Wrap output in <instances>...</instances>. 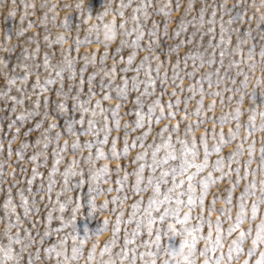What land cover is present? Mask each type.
<instances>
[{"label":"snow or ice","instance_id":"obj_1","mask_svg":"<svg viewBox=\"0 0 264 264\" xmlns=\"http://www.w3.org/2000/svg\"><path fill=\"white\" fill-rule=\"evenodd\" d=\"M128 4L121 3L117 11L121 16V22L119 24L121 35L126 39H121L120 47L115 50L116 55L121 54V49L125 46L134 49L136 51L143 47L146 55L142 58L139 65L134 69L131 68V64L134 59L135 51L127 56V64L123 68L117 67V61L115 56L112 57V64L108 66L105 61L108 59V52L105 47V52L97 57L95 52L86 54L80 57L70 56L71 47L66 50H62L61 55L63 60L61 63L52 64L50 63V53H45L43 59V66L45 69L51 68L54 76L48 74V78L41 80L39 76L40 64L36 62V56L39 52V41L35 37H28L25 41L26 44H36L35 48L22 47V57L19 63L13 66L10 71L13 74V78L8 79V84L13 85L16 80L21 81V85L18 91L21 92L22 96L10 95L9 91L0 93L4 101V112L7 115H0V127L6 126L7 131H0V149L4 148L3 141L8 140L7 154L4 160L0 161V185L5 180V165H7L15 154L17 163L19 164V171L21 174L27 172L23 163H31L32 169L31 178L25 176L27 182V189H16V194L19 195L24 208V216L28 217L39 211L38 204L40 201V193L48 192L51 195L54 181L53 174L58 172L57 165L62 160V153L69 149L68 141L65 140L64 144H60L61 135L70 136L73 138V142L70 146L71 151L75 153L77 150L88 149L89 153L87 157H83L82 161L73 159L71 163L65 167L64 171L60 173L63 176V188L62 191L71 190L73 187V178L78 181L79 184L87 183L89 186V193L92 199H89L90 211L96 208L94 199L99 195H106L108 192L115 190L116 196L111 199H105L100 205V210H108V206L111 204L112 213L114 214V223L111 227V239L104 243L101 253L107 251L116 256L121 264H264V182H257V172L261 171V167L264 166V140L261 142L259 150V163L257 169L249 167L251 164L254 149V141L247 146L248 160L242 162L240 157L244 152V142L248 139V136L253 135L256 131L255 117L249 116L247 122H242L240 119V109L237 107L234 111L224 112L220 116L208 117L205 113L211 111L215 106V100L209 103L207 106L203 105V98L205 95H211L213 97L221 96V104L224 103L222 93L213 91L205 92V89L201 86L198 88L200 100L198 101L197 109L194 113L196 119L189 121L188 126L185 128V138L180 139L177 136V141L181 145L179 156H177L176 150L170 143L172 133L178 131L177 126L173 125L169 128L168 124H165L163 128L159 130L160 134L169 132L167 140H163L162 145H157L151 156V163L147 162L146 152L138 153L132 164L136 165L132 173H129L126 169L123 170V176L119 173L122 169L117 166L116 173L117 179L115 189L109 187L103 188L104 183H110V169L108 164H101L97 166L98 160L107 159H119L121 157L127 158V154L130 149H135L137 144L140 147H145V138L149 135L152 129L153 123L159 124L161 121L171 119L176 115L175 108L181 103L179 97L173 103L171 100L164 105L161 103L160 96L165 93L161 91L158 96L151 103L147 104L145 110L146 97L155 94L157 82L161 89H166L169 77L167 71L161 74L159 69L161 64L165 61L159 59V52H156V46L160 44L161 30L160 25H163V35L167 36L168 29V18L170 17L171 11L174 8H169L168 5L158 7L154 12H150L152 8L151 0H144V2L137 5L134 9V15L131 17L133 26L131 29L127 27V20L124 19L123 9L128 7ZM178 6V5H176ZM26 7H33L32 5H26ZM65 8L70 7L65 4ZM41 8L46 9L43 16L40 17L39 23L35 21H29L28 27L40 28L44 27L47 31V25L50 22L48 17V6L41 4ZM156 13H163L164 19L160 22L153 20L151 25L147 24L150 15ZM23 19V17H21ZM54 20L55 17H52ZM63 27L68 28V25L64 21ZM184 26L180 23L177 25L176 34L179 35L184 30ZM25 29H20L19 34H23ZM147 37V44L142 45L141 41L144 37ZM66 37H58L57 42L63 43ZM43 40L50 46L53 42L49 39V36L45 35ZM92 43H98L93 36L87 32L84 39H76L75 44L77 49L81 45H89ZM178 43L176 47L178 48ZM5 51L11 52L14 50L16 45L8 47L6 44L3 46ZM173 46L168 45V55L171 56ZM152 53H155L153 55ZM77 59H83V66L78 70L80 77L77 83L69 85L65 89L63 81L68 79L74 80L77 75L75 70V62ZM155 61V75L153 76V69L151 62ZM0 63L6 65V61L0 59ZM93 66L94 72L87 76V80L84 79L85 67ZM22 68V73H17L16 68ZM178 65L173 67V77L171 82L175 85V81L179 79L177 74ZM144 71L145 79H140V72ZM37 73V79L35 83L31 85V92L29 93L25 87L26 82L32 72ZM133 71L135 75L128 77L126 73ZM67 72L68 75L64 76ZM122 72L125 75L119 77L117 82V73ZM7 72L4 77H8ZM99 76L98 84L94 77ZM59 79L60 87L52 89L48 85L54 84ZM88 85L87 93L89 98L91 95H100L102 100H114V106L110 105L107 108L101 107V99L95 101L92 105L89 100H80L82 93V87L85 84ZM197 85H202L203 80L196 82ZM210 86V78L208 80ZM246 85V81L242 82V86ZM99 87L100 93H95V87ZM143 90L141 91V87ZM176 86H174L175 88ZM151 89V91H150ZM55 91V95L60 98L56 104V108L60 112L65 111V102L70 99L73 102V107H77L79 101V111L82 113L78 121L72 120L65 124L63 131H57V124L54 121L49 120V105L54 103L48 95L41 96V93H49ZM193 95L196 94V88H190ZM228 92H232L233 89L226 88ZM239 91V90H238ZM75 92V95L73 93ZM135 92L136 96L130 101L131 94ZM114 93V96L112 95ZM240 98H243V92L239 91ZM176 93L172 92L169 95L174 96ZM35 96L36 99L28 104L26 97ZM192 97H188L184 100V116L188 117L187 104L188 100ZM235 99L233 95H229L227 100L231 101ZM9 102H11L9 104ZM131 103L133 105V114L135 119L131 122L125 121L121 125V112L120 109L126 104ZM236 103H240V99H236ZM87 105V106H86ZM99 110V112L97 111ZM101 115L102 123L95 120L97 115ZM127 114V113H125ZM264 117V113H261ZM208 119L213 121V132L212 138L215 143H207V129L205 134L201 135L199 139V145L203 146V157L200 159V153L198 150L197 138L193 136L188 139V134L194 132L195 127H200L207 122ZM87 123V127L83 125ZM225 123L233 124L234 127L228 129V133L225 135L223 131L217 136L215 132V125L219 124L221 129ZM46 124V126H45ZM81 125L80 128L75 125ZM123 130L124 143L122 150L117 148L118 137H110L111 131ZM244 128L247 135L241 136L240 129ZM26 129V130H24ZM22 130H24L22 132ZM38 134L37 139L34 142H28L26 138L32 133ZM133 132H139L140 134L131 139L129 143V136ZM9 133L11 136L9 138ZM21 139L17 149L12 148V143L17 140L18 137ZM81 136L95 137L81 142ZM101 136L103 138H101ZM111 142V147L108 151H105V145ZM236 147L229 154L221 155L222 148L225 145H231L236 141ZM170 149L164 161L157 159V153L160 147ZM49 147L52 148L50 153L53 157V164L51 171L47 178V184L45 185L44 179H41L40 186L33 188V181L37 175H40L38 169L42 166L41 160L45 162L48 159ZM147 147H153L148 145ZM32 149V154L27 155L26 150ZM94 149V152H93ZM216 154L214 161L210 162L209 157L212 154ZM179 160L178 165L169 167L167 170H161L159 175H155L158 168L161 165L167 163L169 160ZM143 161V162H142ZM235 163L237 167L233 169L232 165ZM241 164H243V176H241ZM86 166V170L85 167ZM150 171L145 182L144 171L145 169ZM207 170L206 175H201L203 171ZM219 173V175H214ZM233 173L235 174V180L232 179ZM8 175L15 177L16 171L8 173ZM129 176H135V183L129 187L127 181ZM249 176L251 179L249 181ZM167 177H171V186H168L169 180ZM227 179L231 184V188L227 190V196L223 199L224 207L215 208V202L219 198L213 194L211 204L206 206L205 199L209 193V189L212 185H215L217 181ZM248 181L245 183L243 190L241 191L238 198H236L235 208L237 209L235 216L232 215L233 206V189L239 186L240 180ZM185 182L187 188H184ZM19 183V181L17 182ZM121 186L133 191L137 194L144 193L151 190V195L147 199V203H143L142 200H137L131 207L135 209L134 212L129 214L127 220L124 219L123 204L127 199L126 195H120ZM14 184L9 182L7 188V200L5 202V208H8L12 202V189ZM25 192L28 194L26 195ZM60 193H57L59 196ZM187 199H184V197ZM71 201V198H68ZM59 203V201H58ZM66 203H59V210L61 213L66 208ZM15 207L14 205H12ZM80 208V203H75V207L71 208L70 218L65 219L61 215L58 219L61 221L60 228L54 229L57 233L63 229H73V220L75 213ZM197 210L196 217L193 221L192 212ZM217 212L218 215L215 222L212 220V213ZM207 212V215H205ZM259 213V214H258ZM53 211H49L47 219L51 221L54 219ZM159 221H173L175 224L180 226L179 232L177 228L173 226V222L167 224V229L157 227L155 222ZM20 217H17L19 221ZM228 221L226 229L222 227L224 220ZM135 223V228L129 232L128 225ZM109 220L107 217L103 220V231L108 229ZM207 226L206 234L202 229ZM244 225H247L245 228ZM19 228L18 223L13 225ZM123 228V241H121L120 233ZM51 229L46 230L42 236L47 237L50 234ZM102 231V232H103ZM146 232L148 238L140 240V244L136 245L137 238L141 237V233ZM69 233H65L63 236H58L57 242L52 244L50 247L43 249L46 253H54L57 258V264H77L81 258L83 245L88 239V235H85L83 239H80L77 235H73L71 255H68L65 249V242L68 239ZM163 235H172L180 237V246L174 251H170L165 244H162ZM225 235L232 237L227 245L225 251L224 239ZM203 241V246H199L200 242ZM250 241V243H249ZM34 242V237L28 234V230H24V234L21 235L19 231L14 235L8 237V243L6 246H0V253H3V258L0 259V264H5L6 261H14V264H21L20 253H14L13 244H19L21 252L28 250ZM119 246V251H115L116 247ZM139 248H143V251H139ZM40 249H36L39 253ZM96 246L93 243L92 248L87 252V260H91L95 254ZM161 256L163 258L161 259ZM244 259L241 262V257ZM61 257L63 259H61ZM40 259L39 255L35 259L32 258V253L29 252L28 264H36V260Z\"/></svg>","mask_w":264,"mask_h":264},{"label":"rangeland","instance_id":"obj_2","mask_svg":"<svg viewBox=\"0 0 264 264\" xmlns=\"http://www.w3.org/2000/svg\"><path fill=\"white\" fill-rule=\"evenodd\" d=\"M144 2V0H113L112 8L114 10L119 9V5L121 3L128 4L129 6L123 9L124 19L127 20V27L129 29L133 26V21L131 17L134 15V9H136L137 5ZM44 3V0H0V45H5L7 41L10 39L12 41L11 45H16L13 51L8 52L5 51L4 47H0V59L6 61L7 72H9L8 77H4V75H0V93L4 91H9L10 95L22 96L23 94L18 91V88L21 85L20 80H16L13 85L8 84V79L13 78V74L10 69L19 63L22 57V47L35 48L36 44L32 43L31 45L26 44L25 41L28 37H35L39 41V52L36 56V62L40 64L39 76L43 81L48 78V74L54 73L51 68L45 69L43 66V59L45 53H50V63L58 64L61 63L63 57L61 55L62 50L69 49L71 47L70 56L77 57L79 54L80 57H83L86 54H91L95 52L97 57L105 52L104 47H96V43H92L89 45H81L78 49L76 47L75 41L77 38L83 40L85 35L87 34L86 25L83 22V17L80 12L76 9V0H59V7L57 9L58 14H53L51 12L48 13L49 23L47 25V31H45L44 27L40 28L28 27L29 21H35L39 23L40 17L43 16L46 9L41 8V4ZM152 8L149 9L150 12H154L156 8L163 7L164 5H168L169 8H174L171 11L170 17L168 18V35H163V25H160L161 36H160V44L156 46V52H159V59L165 61L164 64L160 66V73L163 74L167 71V75L169 77V82L167 83L166 89H161L157 82V87L155 90V94L149 97H146L145 110L147 108V104L151 103L158 96H160L161 91L165 94L160 96L161 103L166 105L169 100L173 103L179 97L181 103L175 108L176 115L171 119H166L161 121L159 124L153 123L152 129L149 132V135L145 138L144 144L145 147H140L137 144L135 149H130L127 158H119V159H107V160H98L97 166L101 164H108L110 169V183H104L103 188L107 189L109 187L115 189L117 185L114 183L117 179L116 168L119 166L122 171L119 173L120 176H123V170H127L129 173H132L136 165L132 164L131 161L135 159L136 155L141 152H146L147 162L151 163V156L154 148L157 145H162L163 140H167L169 137V132L166 131L163 134L159 133V130L164 127L165 124L171 126H177L178 131L176 133H172L170 143L173 145L176 150V155L179 156L181 145L177 141V136L180 139L185 138V128L188 126L189 121H194L196 119L194 113L198 106V101L200 100V95L198 92L199 87H203L205 92H213L217 91L222 93L224 98V103L221 104V96L213 97L211 95H205L203 98V105L207 106L213 100H215V106L211 111L206 112L205 114L208 117L211 116H220L224 112L234 111L237 107L240 109L241 115L240 119L242 122H247L249 116L255 117L256 126L264 121V117L261 116V113H264V6L261 5V0H151ZM67 4L70 7L65 8L64 5ZM26 5H32L33 7H26ZM178 5V6H176ZM108 6V0H85L84 2V10L90 15H96L103 8ZM113 15L116 19V24L119 27L121 22V16L117 11L113 12ZM23 17V19H21ZM52 17H55L53 20ZM164 19L163 13H156L154 15H150L147 24L150 26L153 20L160 22ZM64 21L68 25V28L63 27ZM178 23L184 26V30L181 34H176V29ZM20 29H25L23 34H19ZM65 29H69V35L67 37V42L58 43V35L65 31ZM122 31V30H121ZM47 35L49 39L53 42L50 46L43 40V37ZM121 39H126L123 37ZM121 41V40H120ZM120 41L113 45L111 48L107 49L108 59L105 63L108 66L112 64V57L115 56L117 61V67L123 68L127 64V56L130 55L133 51H135L134 59L131 64V68H135L140 64L142 58L146 55V52L143 50V47L136 51L127 46L121 49V54L116 55L115 50L120 47ZM147 37L145 36L141 41L142 45L147 44ZM180 44L177 48L176 45ZM168 45H172L173 53L171 56L168 55ZM155 55V53H152ZM155 61L151 62V67L153 69V76L155 75ZM174 65H178L176 71L179 75V79L175 81V85L171 82V78L173 77V67ZM83 66V59H77L75 62V70L77 75L74 77V80L70 81L68 79H64L63 84L65 89L69 87V85H73L77 83L80 79L78 75V70ZM17 73H22L24 69L16 68ZM94 72L93 66L85 67L84 79L87 80V76ZM68 73L65 72L64 76H67ZM121 75H125V73L118 72L117 73V82H119V77ZM128 77L135 75L133 71H128L126 73ZM140 79L144 80V71L141 70ZM210 78L211 84L209 86L208 80ZM37 79V73L34 71L29 76L28 81L25 84L27 91L31 92V85L35 83ZM95 81L98 84L99 76L94 77ZM203 80L202 85H197L196 82ZM246 81V85L242 86V82ZM174 86H176L174 88ZM49 88L55 89L60 87L59 79L56 80L54 84L48 85ZM190 88H196L197 92L193 95V92ZM231 88L232 92H228L225 89ZM88 85L85 84L82 87V93L80 100H89L92 105L95 104V101L101 99L100 95L93 94L89 98L87 93ZM143 90V86L141 87V91ZM243 92V98H240L239 91ZM151 91V89H150ZM95 93H100L99 87H95ZM175 92L174 96H170L169 94ZM48 95L50 99L54 102L49 105V120L54 121L57 124V131H63L64 126L67 122L80 119L82 113L79 111V101L77 102V107H73V102L68 99L65 102V111L60 112L56 108V104L59 102V99L55 95V91L49 93H41V96ZM75 95V92L73 93ZM114 96V93L112 94ZM229 95H233L235 99L229 101L227 97ZM136 96V93L133 92L129 98L131 101ZM188 97H192V99L188 100L187 109H188V117L182 118L184 116V100ZM28 104H31L36 97L28 96L25 98ZM236 99H240V103H236ZM11 102H9L10 104ZM110 105L114 106V100H102L101 99V107L107 108ZM87 106V105H86ZM4 109V101L3 97L0 96V115H7V112L3 111ZM99 112V110H97ZM121 125L125 121H133L135 116L133 114V105L129 102L126 103L121 109ZM127 113V114H125ZM95 120L99 123H102L101 115H97ZM46 126V124H45ZM75 127L80 128L81 125L77 124ZM83 127H87V123L83 125ZM230 127H234L233 124L225 123L223 128L219 124L215 125V132L217 136L221 131L226 135L228 133V129ZM205 129H207V143L212 144L215 141L212 138L213 132V121L208 119L205 124L200 127H195L194 132L188 134V139H191L193 136L197 138L198 150L200 153V159L203 157V146L199 145V137L205 134ZM26 130V129H24ZM22 130V132L24 131ZM0 131H7L6 126L0 127ZM139 132H133L129 136V143H131V139L137 135ZM240 135L245 136L247 133L244 128L240 129ZM11 133H9V138ZM38 137L36 132H32L26 140L28 142H34ZM110 137H118L117 139V148L118 150H122L124 143V133L121 128L119 132L111 131ZM101 138H103L101 136ZM21 139L18 137L16 141L12 143V148L17 149ZM80 141H86L90 139H95V137L81 136ZM67 140L69 144V149L62 153V160L57 165L58 172L53 174L54 186L49 196L48 192L40 193V201L38 204L39 211L34 213L28 217L24 216V208L22 207V202L20 200L19 195L16 194V189H27L28 185L25 179V176L31 178L32 173V164L25 163L23 161L19 163H23L24 167L27 169V172L21 174L19 171V164L17 163V158L15 154L12 155L9 163L5 165V180L2 185H0V246H6L8 243V237L10 235H14L19 231L21 235L24 234V230H28V234L31 237H34V242L32 246L21 252L19 244H13L14 253H20L21 264H28L29 260V252L32 253V258L35 259L37 255H39L40 259L36 260V264H57V258L54 253L49 254L46 253L43 249L50 247L52 244L57 242L58 236H63L65 233H69L68 239L65 242V249L68 255H71V246H72V236L77 235L80 239H83L85 235H88V239L83 245V250L81 254V258L78 260L77 264H92V259L87 260V252L92 248L93 243H95L96 251L93 256L96 257L99 251L103 248L104 243L111 239V227L114 223V214L111 211L113 205L108 206V210L102 211L100 210V205L103 201L107 199H111V197L116 196L117 192L113 190L112 192H108L106 195L102 194L96 196L94 199V203L96 208L90 211L89 199H92L89 193V186L87 183L79 184L78 181H75L73 178V187L71 190L62 191L63 188V176L60 174L64 171L65 167L69 163L76 159L78 161H82L83 157H87L89 150L81 149L77 150L75 153L71 151V144L73 142V138L70 136L61 135L60 144L63 145L64 141ZM264 140V136L259 135L254 132L253 135L248 136V139L244 142V152L242 153L240 159L242 162L248 160L247 155V146L248 144L254 143V153L251 164L249 165L252 169L258 168L259 163V150L261 147V142ZM236 143H239L237 140L231 145H225L222 148L221 155L229 154L232 150L235 149ZM4 148L0 149V161L4 160L7 154V145L8 140L5 139L3 141ZM148 145H153V147H147ZM111 147V142L109 140L108 144L105 145V151ZM52 148L48 149V159L45 162L41 160L42 166L38 169L40 175H37L33 181V188H37L40 186L41 179H44L45 185L47 184V178L51 171L52 164L54 162L53 157H51L50 153ZM171 151L170 149H166L164 147H160V150L157 153V159L164 161L167 153ZM94 152V149H93ZM27 155L32 154V149L29 148L26 150ZM216 158V154H212L209 159L210 162L214 161ZM143 162V161H142ZM179 160L171 161L169 160L167 163L161 165V168H158L155 175H159L160 171L167 170L169 167L174 165H178ZM85 170H86V166ZM233 169L237 167L235 163L232 165ZM16 171V176L12 177L8 175V173ZM207 170L203 171L201 175H206ZM150 171L146 168L143 175L145 182L147 180ZM214 175H219V173H214ZM241 176H243V164H241ZM235 174L233 173L232 179L235 180ZM257 182H264V166L261 167V171L257 172ZM169 180L168 186H171V177H167ZM251 176H249V181ZM19 181V183H17ZM9 182L14 184L12 189V202L8 208H5V202L7 200V188ZM248 181L240 180L239 186L233 189V206H232V215L235 216L237 209L235 208L236 198L239 197L241 191L245 183ZM129 187L131 184L135 183V176H129L127 181ZM231 184L227 179L217 181L215 185H212L209 189V193L206 196L205 203L206 206L211 204L213 199V194L218 196L219 198L215 202V208L224 207L223 199L227 196V190L231 188ZM184 188H187V183L185 182ZM120 195H126L127 199L124 201L123 210H124V219L127 220L129 218V214L134 212L135 209L131 207V205L137 200H142L143 203H147L148 197L151 195V190L137 194L133 191L128 190L121 186ZM60 193L57 196V193ZM27 195L28 193L25 192ZM71 198V201H68V198ZM184 199H187L185 196ZM66 203V208L63 213L59 210V203ZM80 203V208L74 214L75 220H73V229H63L59 233L54 231V229L60 228L61 221L58 219L61 215L65 217V219L70 218L71 208L75 207V203ZM14 205L15 207H13ZM49 211H53L54 219L49 221L47 219ZM264 211V210H262ZM197 210H193L192 216L193 221L196 217ZM259 214V213H258ZM207 215V212H205ZM218 213H212V220L215 222ZM17 217H20L19 221H17ZM107 217L109 220L108 229L103 231V220ZM173 221H159L157 218L155 224L157 227L162 229H167V224ZM19 228L14 227L13 225L17 224ZM173 226L177 228L179 232L180 226L173 222ZM228 226V221L225 219L222 227L226 229ZM246 228L247 225H244ZM135 228V223H130L128 225V230ZM51 229L50 234L47 237H43L42 234ZM103 231V232H102ZM202 231L206 234L207 226L202 229ZM121 243L123 241V228L120 233ZM147 239V233L142 232L141 237L137 238L136 245L140 244V240ZM232 237H228L225 235L224 245L225 251L227 249V245L230 242ZM162 244H165L170 251H174L180 246V237L172 236V235H163L162 236ZM250 243V241H249ZM199 246H203V241L200 242ZM40 249L39 253L36 252V249ZM143 248H139V251H143ZM115 251H119V246L116 247ZM3 258V253H0V259ZM117 264H121L120 260L114 256ZM163 256H161V259ZM61 259H63L61 257ZM244 257H241V262ZM5 264H14V261H6ZM71 264V262H70Z\"/></svg>","mask_w":264,"mask_h":264},{"label":"clouds","instance_id":"obj_3","mask_svg":"<svg viewBox=\"0 0 264 264\" xmlns=\"http://www.w3.org/2000/svg\"><path fill=\"white\" fill-rule=\"evenodd\" d=\"M85 0H76V9L83 17V22L86 25L87 31L98 41L96 47L111 48L116 45L122 38L121 29L116 24L115 16L113 15L114 9L112 8L113 0H108V6L103 8L102 11L96 15H90L84 10ZM44 4L48 6L49 12L58 14L59 0H44ZM261 5L264 6V0H261ZM70 30L65 29L58 37H66L63 42H67V37ZM12 41L9 39L6 43L10 47ZM4 45H0L3 47ZM7 68L4 64L0 63V75H5ZM256 133L264 136V121H261L256 126ZM75 220V218H74ZM92 264H117L114 255L110 252L99 251L98 255L92 258Z\"/></svg>","mask_w":264,"mask_h":264}]
</instances>
